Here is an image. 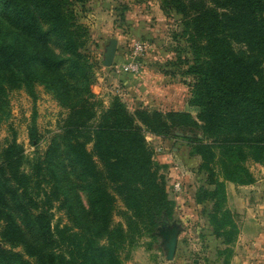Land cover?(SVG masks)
I'll return each mask as SVG.
<instances>
[{"label": "trees", "instance_id": "obj_1", "mask_svg": "<svg viewBox=\"0 0 264 264\" xmlns=\"http://www.w3.org/2000/svg\"><path fill=\"white\" fill-rule=\"evenodd\" d=\"M88 2L0 0V125L10 117L8 94L23 90L35 101L36 86L67 112L42 153L27 157L13 129L0 151V264H123L140 238L170 226L166 166L154 160L147 134L186 140L200 158L197 173L212 189L200 186L193 199L212 205L209 226L229 246L238 228L225 208V182L251 185L246 161L264 166V0H161L178 17L173 39L184 50L176 47L177 58L158 72L190 78L195 116L131 112L116 95L103 106L84 51L89 30L74 10ZM28 136L37 146L34 117ZM55 212L67 223L53 222ZM218 255L228 264L231 251Z\"/></svg>", "mask_w": 264, "mask_h": 264}, {"label": "rangeland", "instance_id": "obj_2", "mask_svg": "<svg viewBox=\"0 0 264 264\" xmlns=\"http://www.w3.org/2000/svg\"><path fill=\"white\" fill-rule=\"evenodd\" d=\"M74 10L77 13L79 21L89 30L90 39L84 51L94 64L93 70L96 81L92 87L93 92L96 98L103 103L104 107L109 105L114 95L118 96L131 112L136 109L135 107H141L135 103L137 97H140L139 86L130 84V86L126 87L120 85V76L116 77L117 74L113 77L111 73L107 72L109 68H104L101 65L105 47L112 38L116 39L118 43L115 58L117 56L120 58L119 62L124 61L123 66L129 62V56L131 55L134 43H141L145 47L144 53L138 59V73L135 74L130 70L128 72L123 68L125 73L131 74V80L138 81L137 84L145 87L146 76L149 74H159V98L165 97L167 99L169 96L177 98V101L172 100L171 104L163 105L161 103L159 106L154 105L147 109H156L163 112L169 110L178 111L179 107L184 106L183 103L186 96L188 99L190 95V86L187 85L191 81L190 78H181L179 75L175 77L164 76L158 72L160 66L164 65L167 61L177 58L174 52L176 47L181 51L184 50L182 41L173 39V34L178 32L179 29L178 17L172 13L164 12L161 0H89L84 7L75 4ZM121 11H124L122 17L120 16ZM181 54L184 57L186 51L184 53L181 52ZM142 61L144 62V66ZM119 75L122 74L119 72ZM35 92L37 94L35 101L23 90L12 91L8 94L10 117L0 125V151L6 146V141L10 139L11 129L16 132V141L23 147L24 154L29 158H32L35 153H42L49 144L51 137L60 133V128L67 112L57 105L52 96L46 93L43 87L36 86ZM185 107L187 110L184 111H190L189 113L192 116L196 115L197 110L189 107L187 100ZM33 117L39 138L37 146L32 145L28 136V127L31 125ZM148 143L152 148L159 144L155 140H151ZM161 146L163 147L162 152L165 154L171 153L173 147L178 149L177 161L182 164V168L184 169L181 182L183 183L185 193L181 195V199H193L200 186L212 189L206 184V176L203 173H197L200 158L189 155L190 151L186 140L170 139L166 144L162 143ZM87 148L90 150L91 146L88 145ZM255 164L248 160L245 166L250 173L252 171L255 174L258 180V184L256 185L257 190L255 191L258 193V198L264 201V180L260 174L264 170V166ZM258 165L263 169L261 170ZM171 168L170 165V170H162L160 172H163L165 176L169 199L174 202V217L172 221L180 228L178 241L181 244L180 250L182 249L183 251L182 253L178 251L177 259L182 262L184 261L186 264H193V260H197L198 264H208L209 262L216 261V255H213L212 260L211 252L207 251V249H213L217 243L211 240V244L210 241L204 238L205 234L209 231L212 232L210 226L209 229L206 227L205 221L206 215L210 213L212 205L206 202L199 204L196 210L192 211L191 208L185 213V216H180V213L176 210L179 200H177L178 197L172 192L171 188L174 176ZM214 170L217 174V179L222 181L219 164H215ZM185 174L189 176L186 180L183 178ZM116 209L123 210L121 202L118 201L116 203ZM59 219L62 224L67 223L63 212H55L53 222ZM192 220L195 221L196 225L195 223L192 224ZM120 221L119 215L113 216V223ZM191 233H194L195 236H189ZM160 242L161 239L158 232H156L154 239L150 237L140 238L136 246L131 250L129 259L123 264H128L129 262L131 264H159V257H163L164 259V251L161 248Z\"/></svg>", "mask_w": 264, "mask_h": 264}, {"label": "crops", "instance_id": "obj_3", "mask_svg": "<svg viewBox=\"0 0 264 264\" xmlns=\"http://www.w3.org/2000/svg\"><path fill=\"white\" fill-rule=\"evenodd\" d=\"M119 61H120V58L116 56L114 60L115 64H113V67H111V69L110 68L107 69V72L111 73L113 77H115L118 74L116 77L120 76L119 84L122 86L127 87V86H130V84L131 85L133 84L134 86L136 85L139 86L140 88L139 91L140 93L141 92L142 93L141 94L139 93L140 97L136 96L137 99L135 100V103L137 106L139 105L141 107H135L136 109L137 108H148L154 105L159 106V104L161 103L163 105H167V104H171L172 100L177 101L176 97L173 98L169 96L167 97V99L165 97L159 98V74H154V75L149 74L148 76H146L145 77L146 86L143 87L141 84H137L138 81L136 82L134 80H131V74L129 75L128 72L125 73L124 69L122 68L125 62L124 61L119 62ZM142 63L144 66L143 61ZM119 72L122 75H119ZM126 75L128 78L125 77ZM137 78H135V80H137ZM186 100H187V96L184 100V103L181 101V103H183L184 106L181 104L182 106L179 107L178 111L187 110L185 107ZM149 137L152 140L159 142V144L161 145L162 143L166 144L168 141L167 139L159 138L153 135H149ZM171 151H172L171 153L165 154L164 152H162L154 156V160L159 165L166 166V171L170 170V158L172 157L176 160L178 159L177 158L178 149L176 147H173ZM258 167L261 170L263 169L259 165ZM251 173L253 175V178L256 181L252 185L239 186V185H236L230 182H226L225 184L226 199H227L225 203V208L232 214L234 223L236 224L238 228V233L233 243L230 244L229 246H225L222 240L216 239L215 235L211 231L205 234L204 238L207 239V241H210L211 243V240H214L217 243V245L213 249L211 248L207 249V251L211 252L210 254L211 259L213 255L214 256L216 255V261L209 262L208 264H223L225 256L224 255L219 256L218 251L224 250L227 247L231 251V256L228 260V264H264V201H261L258 198V193L255 191L257 190L256 185L258 184V180L252 171ZM260 174L261 176H263V180H264V170H262V173ZM183 178L186 180L187 178H189V176L185 174ZM177 200H179L180 202L179 201L177 202L178 205L176 207V210L177 212L180 213V216H185V213L189 211L191 208H192V211H194V209L196 210L197 207H199V204L195 203L194 199H191V198L190 200H188V198L181 199V196H180L177 198ZM205 221H206V227H208L209 229V225H208L209 222L207 219V215H206ZM193 223H195V221L192 220V224ZM189 236L193 237L195 236V234L191 233L189 234ZM180 248H181V244L175 253L174 259L171 261L172 263H168L169 261H166L165 255H164V259L163 257H159V264H183L185 263L184 261L182 262L181 260L177 259V256L179 254L178 251H180V253H182L183 251L182 249L180 250ZM128 264H131V262H129ZM139 264H143V263H139Z\"/></svg>", "mask_w": 264, "mask_h": 264}, {"label": "water", "instance_id": "obj_4", "mask_svg": "<svg viewBox=\"0 0 264 264\" xmlns=\"http://www.w3.org/2000/svg\"><path fill=\"white\" fill-rule=\"evenodd\" d=\"M117 44V40L112 38L106 45L101 63L104 68H111L113 66L117 50ZM176 135L182 137L183 133L176 132ZM186 136L191 137L190 134ZM179 232L180 228L175 222H173L170 226L159 228L158 235L161 239L160 244L162 250L164 251L166 261L171 262L174 259L177 249L180 247V243L178 241ZM193 263L198 264V261L193 260Z\"/></svg>", "mask_w": 264, "mask_h": 264}, {"label": "built area", "instance_id": "obj_5", "mask_svg": "<svg viewBox=\"0 0 264 264\" xmlns=\"http://www.w3.org/2000/svg\"><path fill=\"white\" fill-rule=\"evenodd\" d=\"M145 47L141 43H134L131 55L129 56V62L123 66L126 71L130 70L131 72H134L135 74L139 72V57L144 53ZM129 72V71H128ZM146 141L149 142L152 139L149 137V134L146 135ZM154 156L156 154L162 153L163 147L159 144H157L154 148ZM170 165L172 169V173H174L173 181L171 184L172 192L177 195V197H180L185 193V190L183 188V183L181 182L182 175L184 174V169L182 168V164L177 161L174 158H170Z\"/></svg>", "mask_w": 264, "mask_h": 264}]
</instances>
